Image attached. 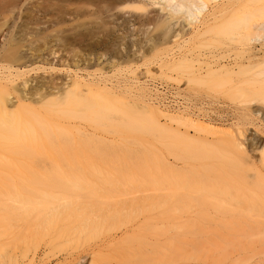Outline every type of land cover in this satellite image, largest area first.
Masks as SVG:
<instances>
[{"label":"bare ground","instance_id":"bare-ground-1","mask_svg":"<svg viewBox=\"0 0 264 264\" xmlns=\"http://www.w3.org/2000/svg\"><path fill=\"white\" fill-rule=\"evenodd\" d=\"M149 1L121 4L170 44L156 62L175 104L165 124L142 112L143 88L60 80L29 106L0 74V167H14L0 176V264H264V0ZM39 154L50 169L31 166ZM171 232L220 249H169Z\"/></svg>","mask_w":264,"mask_h":264},{"label":"rangeland","instance_id":"rangeland-1","mask_svg":"<svg viewBox=\"0 0 264 264\" xmlns=\"http://www.w3.org/2000/svg\"><path fill=\"white\" fill-rule=\"evenodd\" d=\"M158 7L152 6L150 15L155 14ZM157 33L153 24L145 21L143 13L124 8L121 0H0V74L9 75L14 80L9 84L10 101L17 104L22 94H28V97L33 96L32 101H24L29 106H37L40 100L48 97L49 85L60 80L90 83L101 89L103 85L107 88L125 86L133 93L143 88L147 91V98L141 105L148 110L140 111L154 115L161 124H165L164 115L175 104L171 102L169 81L159 74L156 62L165 56L164 48L170 44L157 41ZM46 156L32 157L35 159L31 166L42 171L50 169L51 162ZM111 159L109 162L117 163L122 158L117 161ZM139 161L129 162L128 169L143 170L151 176V168L142 167L140 170L141 167L133 166ZM101 162L97 160L95 163L99 166ZM105 166L107 171L112 169ZM114 167L112 170L117 169ZM12 171L14 167H0V176L9 175ZM106 223L100 229L108 231L105 227L113 226ZM102 230L94 238L96 241L106 236ZM120 233L115 230L112 235L117 239ZM175 234L171 232L168 235L169 249H185L187 252L220 249L214 235ZM42 241L38 249H44ZM96 241H87L83 245L65 244L64 247L62 244L48 249H92ZM119 243L101 249L126 246ZM229 245L225 243V249H232Z\"/></svg>","mask_w":264,"mask_h":264}]
</instances>
